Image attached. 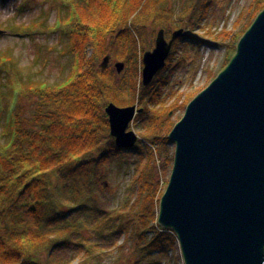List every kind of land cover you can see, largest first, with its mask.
Instances as JSON below:
<instances>
[{"label":"trees","instance_id":"obj_1","mask_svg":"<svg viewBox=\"0 0 264 264\" xmlns=\"http://www.w3.org/2000/svg\"><path fill=\"white\" fill-rule=\"evenodd\" d=\"M164 1H56L67 10L59 20L62 27L66 18L63 31L72 40L74 61L64 82L53 86L38 83L29 88L16 82L12 87L18 95L25 93L36 102L33 115L24 117L23 108L17 107V98L13 97L15 103H10L7 124L0 129V264H64L49 257L61 241L82 246L90 264L96 259L93 251L97 247L87 238L89 231L98 236L132 234L138 243L146 234L158 232L146 249L160 246V184L152 168L139 175L140 195L129 210L100 209L98 195L107 185L105 170L111 156L127 151L118 149L110 137L107 106L114 103L129 107L140 102L144 112L139 118L153 113L157 123L159 114L155 109L163 102L159 88H154L159 77L145 88L139 78L142 66L135 69L133 77L120 80L114 71L103 70L98 62L115 54L109 41L113 37L122 47L124 59L132 55L141 57L140 53L145 51L139 43L147 42L149 23L156 22L154 29L170 27L171 22L161 21L171 13L168 9L158 10V3ZM239 40L240 37L235 38L237 43ZM88 47L94 50L91 56L87 54ZM237 47L238 44L227 66ZM192 100L189 97L184 108ZM173 128L172 123L155 126L148 135L150 150H156L159 143L164 145L169 139L162 132L170 134ZM62 185L67 189L57 192ZM68 196L71 207L67 206ZM70 211L78 212L79 217L60 222ZM50 224L51 231H46ZM73 235L81 239H74Z\"/></svg>","mask_w":264,"mask_h":264},{"label":"rangeland","instance_id":"obj_2","mask_svg":"<svg viewBox=\"0 0 264 264\" xmlns=\"http://www.w3.org/2000/svg\"><path fill=\"white\" fill-rule=\"evenodd\" d=\"M56 1L0 0V31L6 32L0 34V129L7 124L9 106L15 98L17 107L23 108L21 113L24 117L34 113L35 98L12 91L16 82L22 88L36 87L38 83L53 86L64 82L70 75L74 61L71 51L73 43L63 31L66 18L62 27L59 20L60 14H66L67 10ZM165 1L158 3V10L168 9L171 13L167 15L168 19L161 21L171 22L170 27L166 29L159 26L154 29L153 24L156 22L149 23L147 42L139 43L140 49L145 52L154 50L156 37L161 29L165 30L168 41L179 30H184L185 36L174 43L168 61L171 62L170 66L157 75L159 80L154 88H159L158 94L163 101L155 109L159 114V121L155 123L153 113L149 112L142 115V118L136 116L129 131L136 132L140 141L132 150L115 156L113 154L106 164L107 185L104 192H99L98 195L99 208L109 212L127 211L133 206L140 195L139 175L144 170L149 173L151 168L156 182L160 184L157 197H163L172 175L176 145L171 142L170 134L162 132V136H167L169 140L164 145L159 143L156 150L151 151V137L148 139L150 131L157 125L172 123L175 126L181 121L186 113L187 107L184 108V105L188 98L198 96L226 68L233 49L239 43L235 38L240 37L241 40L264 9V0ZM114 39L115 37L109 38L115 54H111L108 68L117 74L116 63H124L125 69L121 75L117 74L118 79H129L135 75V69H139V66L143 70L145 52L140 53L141 57L132 55L128 60L124 59L121 56L122 47ZM93 51V48L88 47V56ZM103 60H99V66ZM142 70L139 76L141 83ZM136 105L139 109L142 108L140 102ZM117 106L123 107L119 104ZM61 189L67 187L62 185L57 192L60 193ZM66 199L67 206H73L70 197ZM158 207L159 216L160 203ZM78 217V212L70 211L60 222L72 221ZM51 227L52 224L46 226L45 230L51 231ZM159 233L162 236L160 246L157 244V248L147 251L146 247L156 239L158 232L146 234L142 243H138L132 234L108 233L98 236L94 232H86L87 238L97 247L93 251L96 259L92 264H185L176 235L161 229ZM77 237L80 238L79 235H73L74 239ZM49 257L51 261H61L64 264H87L89 259L82 246L64 244L63 241L58 243Z\"/></svg>","mask_w":264,"mask_h":264},{"label":"water","instance_id":"obj_3","mask_svg":"<svg viewBox=\"0 0 264 264\" xmlns=\"http://www.w3.org/2000/svg\"><path fill=\"white\" fill-rule=\"evenodd\" d=\"M184 36L179 30L168 41L158 31L154 50L143 56L145 88ZM110 61L106 56L101 68ZM115 69L121 75L125 64ZM105 112L116 147L134 149L140 137L129 129L144 109L111 103ZM169 138L176 154L158 223L177 234L185 264H264V10Z\"/></svg>","mask_w":264,"mask_h":264}]
</instances>
